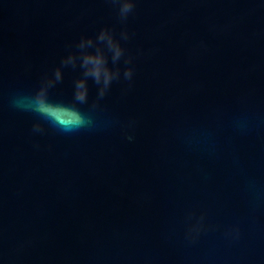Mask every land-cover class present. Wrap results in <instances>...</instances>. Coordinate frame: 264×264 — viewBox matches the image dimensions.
Returning a JSON list of instances; mask_svg holds the SVG:
<instances>
[{
    "label": "water",
    "instance_id": "obj_1",
    "mask_svg": "<svg viewBox=\"0 0 264 264\" xmlns=\"http://www.w3.org/2000/svg\"><path fill=\"white\" fill-rule=\"evenodd\" d=\"M105 26L133 74L80 104ZM0 264H264V0H0Z\"/></svg>",
    "mask_w": 264,
    "mask_h": 264
},
{
    "label": "clouds",
    "instance_id": "obj_2",
    "mask_svg": "<svg viewBox=\"0 0 264 264\" xmlns=\"http://www.w3.org/2000/svg\"><path fill=\"white\" fill-rule=\"evenodd\" d=\"M118 4V15L126 19L133 10L135 0H116ZM127 38L126 31L117 36L113 29L102 27L95 38H80L75 51H70L63 59L62 65H70L77 70L73 81V100L80 104L85 103L89 97L91 86L97 89V97L104 96L114 80L123 76L130 79L133 74L131 67H125L121 73V57L124 48L121 41ZM63 67L55 70L54 77L60 80ZM26 110L39 114V116L53 123L62 131L71 132L84 126L88 121L80 108L71 104L54 103L48 99L46 87L40 88L22 105ZM62 113H71V119L62 118Z\"/></svg>",
    "mask_w": 264,
    "mask_h": 264
}]
</instances>
